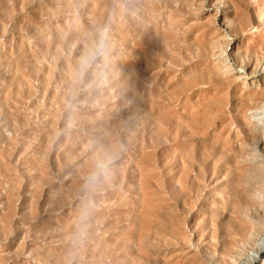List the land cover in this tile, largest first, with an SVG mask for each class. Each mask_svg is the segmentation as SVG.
<instances>
[{
  "label": "rangeland",
  "instance_id": "1",
  "mask_svg": "<svg viewBox=\"0 0 264 264\" xmlns=\"http://www.w3.org/2000/svg\"><path fill=\"white\" fill-rule=\"evenodd\" d=\"M263 8L0 0V264H226L217 254L251 251L235 217L249 150L264 157L252 129L264 107L248 94L264 59L224 44L255 39ZM224 52L241 78L218 74Z\"/></svg>",
  "mask_w": 264,
  "mask_h": 264
},
{
  "label": "bare ground",
  "instance_id": "2",
  "mask_svg": "<svg viewBox=\"0 0 264 264\" xmlns=\"http://www.w3.org/2000/svg\"><path fill=\"white\" fill-rule=\"evenodd\" d=\"M262 1L264 2V0ZM257 9L260 10V6H258ZM261 19H263V22H258L259 26L253 29L256 35L255 39L250 38V36H244L243 38L234 41L231 38L230 41L227 42V44H224L225 46L231 45L237 48L235 52L236 54H240V61L244 59V56L241 54L242 50L246 51L245 54H249L250 52L256 53L257 49H259L258 55L262 56V58L264 59V18L261 17ZM224 20L226 21L228 19L225 18ZM218 36L223 40L229 39L227 33H223L221 31H219ZM227 52H224L223 56L218 55V58L216 59L218 74L221 77L226 76L229 78H241L242 74H239V71L236 72V70L238 69L235 70L237 60L234 59L233 55H230ZM258 63L259 62L257 59L256 64L258 65ZM247 74L248 75L246 76L244 75V86L247 85L248 77H253L256 75V73L251 70H249ZM255 85L258 89L249 91L248 94L249 96L254 98L252 102L254 103L255 107L257 105L258 107H264V78H262V80H260L259 82L256 81ZM245 109L250 111L255 110L254 108L250 109V107L247 106L240 110L241 113H243ZM261 112V114H258V117H260V123H252V129L254 128V130L264 135V109L261 110ZM143 114L144 110L139 106L136 115L139 119H141ZM163 128H166V126L164 125V123H160L159 121L158 123L151 122L147 129H150L152 133H157L160 129ZM261 142L260 140H255L254 143L256 145H262ZM262 146L264 149V144ZM249 154V159L245 160L244 162V164L246 165V170L242 173L246 176L244 177L243 184H240L244 186L243 194L245 198V205L239 203V206L242 209L240 210V213H236L235 218L238 222V230L246 235L245 242H252L253 247L251 248V251L247 252V254L245 253L243 257H241V255H239L238 253L235 254L229 251L228 249L223 253L217 254V257L222 259L226 264H241V262H243L244 260H246V262H249V264L256 263V261L260 259L261 254L264 252V250H261L262 248H264V157L259 158L257 156L258 153L255 151V148L249 150ZM251 176L253 178H251ZM233 242L231 243L232 245L234 244ZM262 264H264V261L262 262Z\"/></svg>",
  "mask_w": 264,
  "mask_h": 264
},
{
  "label": "clouds",
  "instance_id": "3",
  "mask_svg": "<svg viewBox=\"0 0 264 264\" xmlns=\"http://www.w3.org/2000/svg\"><path fill=\"white\" fill-rule=\"evenodd\" d=\"M261 250H264V248H262Z\"/></svg>",
  "mask_w": 264,
  "mask_h": 264
}]
</instances>
